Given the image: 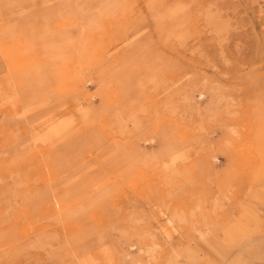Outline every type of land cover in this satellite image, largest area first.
Returning a JSON list of instances; mask_svg holds the SVG:
<instances>
[{
    "label": "rangeland",
    "instance_id": "374dc122",
    "mask_svg": "<svg viewBox=\"0 0 264 264\" xmlns=\"http://www.w3.org/2000/svg\"><path fill=\"white\" fill-rule=\"evenodd\" d=\"M0 28V264H264V0H0Z\"/></svg>",
    "mask_w": 264,
    "mask_h": 264
},
{
    "label": "bare ground",
    "instance_id": "6f19581e",
    "mask_svg": "<svg viewBox=\"0 0 264 264\" xmlns=\"http://www.w3.org/2000/svg\"><path fill=\"white\" fill-rule=\"evenodd\" d=\"M107 24V23H106ZM105 26V25H104ZM106 26L102 29H105ZM2 32V29L0 28V33ZM100 34H92V35H85L82 39L83 43V50L80 52V54L75 55L74 57L71 58V60L68 62V73H70V76L68 78H72V72L75 71L76 69H80L79 67L82 66L85 62H88L92 60L94 57L95 53H99L98 51V46L100 42L98 41V36ZM103 35V34H102ZM12 53L17 54L21 57L22 55V50L20 48V43L12 46ZM82 64V65H81ZM79 72V70H78ZM53 209H61L62 205L60 203H53L52 205Z\"/></svg>",
    "mask_w": 264,
    "mask_h": 264
}]
</instances>
